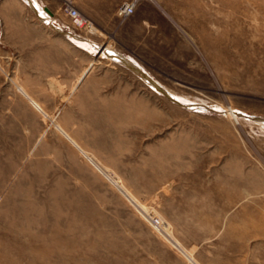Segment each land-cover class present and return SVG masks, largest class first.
I'll use <instances>...</instances> for the list:
<instances>
[{
	"label": "rangeland",
	"instance_id": "rangeland-1",
	"mask_svg": "<svg viewBox=\"0 0 264 264\" xmlns=\"http://www.w3.org/2000/svg\"><path fill=\"white\" fill-rule=\"evenodd\" d=\"M37 1L0 0V264H264V0Z\"/></svg>",
	"mask_w": 264,
	"mask_h": 264
},
{
	"label": "crops",
	"instance_id": "crops-1",
	"mask_svg": "<svg viewBox=\"0 0 264 264\" xmlns=\"http://www.w3.org/2000/svg\"><path fill=\"white\" fill-rule=\"evenodd\" d=\"M33 2L37 3L38 4V7L37 9L39 8H42L40 6V4L38 3L37 0H33ZM40 10V9H39ZM44 12H46L44 9H42ZM50 33L47 34V41H48V44H51L53 47H51V49H49L50 51H52L54 53V58L56 57L57 58V55L58 57H60V54H61V49H62V53L64 54V52L66 51V44H67V41H66V38L63 36H61L60 34H58L56 32V30H53V31H49ZM67 35V33H65ZM82 39V38H81ZM84 40V39H82ZM88 42V41H87ZM89 43V42H88ZM76 44V43H75ZM90 44V43H89ZM77 45V44H76ZM91 45V44H90ZM78 46V45H77ZM92 46V45H91ZM80 47V46H79ZM83 48V47H81ZM84 49V48H83ZM94 48H92L93 50ZM85 50H88V48H86ZM91 50V49H90ZM49 51V52H50ZM89 51V50H88ZM103 52V51H102ZM51 55V57H52ZM90 63L87 65L89 66ZM86 66V67H87ZM83 73V72H82ZM82 75V74H81Z\"/></svg>",
	"mask_w": 264,
	"mask_h": 264
},
{
	"label": "built area",
	"instance_id": "built-area-1",
	"mask_svg": "<svg viewBox=\"0 0 264 264\" xmlns=\"http://www.w3.org/2000/svg\"><path fill=\"white\" fill-rule=\"evenodd\" d=\"M67 12L69 14V16L71 17L72 19V23L75 24V25H81L83 23L79 13L77 10H75L73 7H69L67 9ZM122 12L125 13V15H128L130 13L133 12V5L132 4H127L123 9H122Z\"/></svg>",
	"mask_w": 264,
	"mask_h": 264
},
{
	"label": "bare ground",
	"instance_id": "bare-ground-1",
	"mask_svg": "<svg viewBox=\"0 0 264 264\" xmlns=\"http://www.w3.org/2000/svg\"><path fill=\"white\" fill-rule=\"evenodd\" d=\"M35 3V2H34ZM35 5V6H34ZM33 6L34 7H38V4L37 3H35ZM32 6V7H33ZM34 9V8H33ZM37 12H38V10H37ZM43 15L45 14L44 12H41ZM46 16V15H45ZM47 17V16H46ZM67 33V32H66ZM68 34V36L70 37V39L74 42V43H76L77 45H81L82 47H84V48H89V49H91L92 50V47L85 41V40H82L80 37H78V36H76V35H72L71 33L69 34V33H67ZM94 50V49H93ZM92 50V51H93ZM174 97V96H173ZM182 99V98H181ZM183 101V100H182ZM179 102V101H178ZM189 102V101H188ZM229 112H230V114H232L233 116H235V112H234V110L232 109V108H230L229 109ZM236 117V116H235ZM137 207H138V209H141L142 210V208L143 207H141L140 205H137ZM149 213V212H148ZM145 216V215H144ZM150 220V219H149ZM3 263H5V262H3Z\"/></svg>",
	"mask_w": 264,
	"mask_h": 264
}]
</instances>
